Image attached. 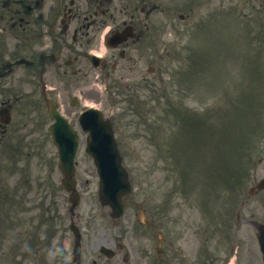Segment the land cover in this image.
Masks as SVG:
<instances>
[{
  "label": "rangeland",
  "instance_id": "rangeland-1",
  "mask_svg": "<svg viewBox=\"0 0 264 264\" xmlns=\"http://www.w3.org/2000/svg\"><path fill=\"white\" fill-rule=\"evenodd\" d=\"M240 16L239 18H237V20H234L233 15H232V10H231V3L225 1L224 2V7H223V16L220 19V21L217 24L211 25L208 24L207 29L208 28H212L213 31V36H216L215 28L224 31L223 29L220 28V24L221 26H223V28L225 29L226 33H228L229 35L226 37V35H224V38H218L219 42H222V49H226V43L229 44L231 37L235 40V46L239 48H237V51L240 52H244L246 54L249 53V50H253L255 51L254 45L252 43L251 40V36H250V28L251 25L249 17H248V12L244 9L240 10L239 12ZM234 33H233V32ZM233 33V35H232ZM240 35V39L238 38L237 35ZM208 39V38H207ZM211 39H208V43L210 44ZM199 42V41H198ZM226 42V43H225ZM214 48L218 47V54H220L219 49L220 46H216L213 45ZM211 49V55H213V50ZM251 50V51H252ZM252 51V52H253ZM197 56H200L201 58V54L196 51L194 52ZM235 56H232V58ZM263 59V58H261ZM219 61V59H217ZM162 64V68H160V83H159V91L158 94L160 97L163 94L164 91L167 92H173L176 87H178V85H176L175 87L171 86L169 83H167L168 78L171 77V74L173 71H176L177 69H179V66L181 64V61L179 60H174L171 61V63L169 64L168 61L161 63ZM219 68H222V64L218 63ZM263 68V67H262ZM260 68V69H262ZM241 70V69H240ZM216 69L213 70V75H212V79L214 81H217V76L215 75ZM239 72V71H238ZM238 72L235 73V77L237 76V80H241V76H239ZM255 73L258 75L259 73V68H255ZM257 78L259 79V81L261 82L260 78L257 76ZM232 77L230 82L232 81ZM192 84H196L197 81L192 79L191 80ZM143 99H141L139 102V105H137L136 103H134L135 105V109H145L143 102L147 99L148 97H150L152 94L151 93H147V92H143ZM218 95L219 93H215L214 96H212L209 100H207L208 102H215L218 99ZM164 96V95H163ZM166 98H164L162 101H164ZM201 97L200 95H188L187 100L185 98H183V103L192 107H197L199 106V104H202L203 102L201 101ZM149 104V103H148ZM124 107H126L127 109H129V107L126 105H122ZM123 108V107H122ZM130 113L128 112L126 114V120H131L129 118H136L135 116V112L133 110L132 114L129 115ZM119 116V115H117ZM132 116V117H131ZM118 119V117H116V120ZM171 123V121H168ZM138 121L136 119H134V122L131 124L128 123H120L117 122L115 123V125L119 126L118 132H119V137L120 138H124L125 141H127L126 143L123 140V150L126 153V156L128 157L129 161H131L132 163H130V167L132 166H136L137 168H134L136 170V172L138 173L139 171L141 172L142 170H144L145 168L148 169L149 174H147L149 176V180L147 183H142L141 185L139 183L137 184L136 187V191L132 194L129 195V200H131L134 203H140L144 210L146 215L148 213L151 212V210H153L156 207L157 202L155 201L151 206H147V200L151 199V197H148V191L152 190V186L157 187V194L153 196L158 197V199H162V202L160 203V207L161 209H165L167 207V204H171L175 206V209L173 210L175 213L178 214H184V213H189V212H199L197 210V207H195V204L197 202V199L191 195V196H187L189 194L190 191H185L183 189H180L178 192L179 194L176 195L173 193V187L176 185L177 182V176L175 178V180H173V177L170 178L171 176V171L169 169V166L173 165V159H172V152H174V149H170L169 143H165L163 146H161V150L159 149L158 151L156 150L155 147H153L150 143L146 142L145 137H146V131H141V126L137 125ZM168 126V125H166ZM23 132H31V137H34L37 139V142H41L43 140V130L41 128L40 125L38 124H34V125H29ZM136 149H135V148ZM166 147V148H165ZM45 148V147H44ZM138 148V149H137ZM169 148V149H168ZM52 149V148H50ZM142 149V150H141ZM140 150V151H139ZM39 151L42 152L43 148H41L39 146ZM182 151V150H181ZM183 157V160L186 162V166H180L178 168H175L174 173H176V175L178 173H183V181L186 184V186H194L196 183V179H197V175L196 172L194 171V167H200L199 165H202L204 162H202L197 156L194 155L193 152V148L192 145H189V149L186 153H181ZM136 152L141 153V157H138L136 155ZM199 153L201 154V150H199ZM162 155V158H159V155ZM39 160L36 161V163L32 164V167L30 166L28 168L29 170V176L31 177V179L33 178L31 173H32V168H33V172L34 174L37 173V170H41L42 167L39 166ZM169 163V164H167ZM214 165H217L219 168H221V164L220 162L215 159L213 161ZM25 167H22L19 172L14 176V178H21V177H26L23 175V172L25 171ZM93 172L95 174L94 171V167L91 163V160L88 156H84L83 153L79 154L78 156V168H77V174L78 177L80 178L81 182H82V188H85L86 191L84 193H86L87 191H90L89 194H87V197H91L89 198V202H92V199L96 198L94 197V192L96 189V183H95V179L93 176ZM264 174V164H260L255 172V176L254 179L263 175ZM141 175V173H140ZM86 180H89L87 183ZM171 180V181H170ZM183 184V185H185ZM28 190V188H23L20 190L19 195H21L22 197H26V195L24 194V192H26ZM32 194L31 195H36L38 191L43 192L44 195V189H37L35 187H32L31 189ZM187 193V194H186ZM246 202L248 203L249 201V206L248 207H243L240 208V214H241V218H250V214L254 215L257 217L258 220L264 221V192H260L257 193L253 196H246ZM94 201V200H93ZM174 201V202H173ZM188 201V202H187ZM23 203H25L23 201ZM87 201L84 200L83 201V205H86ZM126 211H127V216H131L132 222H133V217L134 214H136V208L135 206L131 205L127 208L126 206ZM106 213V211H105ZM25 214L19 215L17 216L18 218H24ZM109 222L106 218H99L95 224H94V228L97 230H104L108 227ZM133 225H135V223L133 222ZM138 226H141L140 224H137ZM242 230L248 229L250 230L251 227L250 226H242L241 227ZM123 231L125 232L126 236H127V240H128V245H129V250L133 251V253L135 255H138L139 253H141L142 249L145 250L146 247V243L142 242L139 239V234L140 232H136L135 234L132 232V229L130 227H125L122 228ZM134 229V228H133ZM6 237H8V233L5 234ZM244 235L247 236L246 233H244ZM1 245L3 246V249L0 252V264H8L6 262V260L3 259L4 256H7V250H8V242L7 240H1ZM149 245L147 244V247ZM189 247V246H188ZM249 250H250V256H249V264H262L259 260L258 257L259 253L258 250L256 249V247H254L253 243L251 242L249 245ZM246 253V252H245Z\"/></svg>",
  "mask_w": 264,
  "mask_h": 264
},
{
  "label": "flooded vegetation",
  "instance_id": "flooded-vegetation-1",
  "mask_svg": "<svg viewBox=\"0 0 264 264\" xmlns=\"http://www.w3.org/2000/svg\"><path fill=\"white\" fill-rule=\"evenodd\" d=\"M43 5L39 16L47 23L45 42L59 52L48 54V58L59 57L58 61H52L53 68H61L64 73L74 66L62 58L63 53H74L82 45V40L90 43L99 28L107 22L115 28L126 25L133 29L142 28L145 25L142 16L144 9H148L149 19V11L154 7L151 0H45ZM129 7L134 8L129 11ZM141 32L138 31L139 34ZM123 46L129 51L135 49L132 42H124Z\"/></svg>",
  "mask_w": 264,
  "mask_h": 264
}]
</instances>
